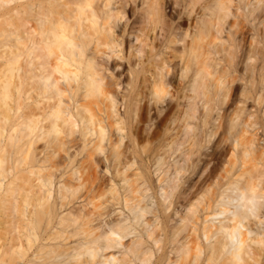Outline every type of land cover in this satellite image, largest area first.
<instances>
[{
  "label": "bare ground",
  "instance_id": "1",
  "mask_svg": "<svg viewBox=\"0 0 264 264\" xmlns=\"http://www.w3.org/2000/svg\"><path fill=\"white\" fill-rule=\"evenodd\" d=\"M0 264H264V0H0Z\"/></svg>",
  "mask_w": 264,
  "mask_h": 264
},
{
  "label": "rangeland",
  "instance_id": "2",
  "mask_svg": "<svg viewBox=\"0 0 264 264\" xmlns=\"http://www.w3.org/2000/svg\"><path fill=\"white\" fill-rule=\"evenodd\" d=\"M252 230H253V231H260V229H258V227H256V225H254V226L252 227Z\"/></svg>",
  "mask_w": 264,
  "mask_h": 264
}]
</instances>
